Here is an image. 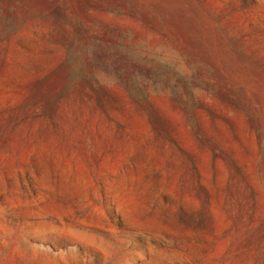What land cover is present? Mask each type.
Segmentation results:
<instances>
[{
	"label": "rangeland",
	"instance_id": "obj_1",
	"mask_svg": "<svg viewBox=\"0 0 264 264\" xmlns=\"http://www.w3.org/2000/svg\"><path fill=\"white\" fill-rule=\"evenodd\" d=\"M0 264H264V0H0Z\"/></svg>",
	"mask_w": 264,
	"mask_h": 264
}]
</instances>
